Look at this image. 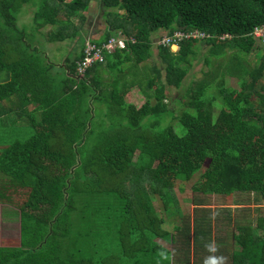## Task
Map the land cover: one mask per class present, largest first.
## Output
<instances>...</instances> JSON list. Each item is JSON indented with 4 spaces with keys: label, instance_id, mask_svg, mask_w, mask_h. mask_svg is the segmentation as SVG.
Instances as JSON below:
<instances>
[{
    "label": "trees",
    "instance_id": "1",
    "mask_svg": "<svg viewBox=\"0 0 264 264\" xmlns=\"http://www.w3.org/2000/svg\"><path fill=\"white\" fill-rule=\"evenodd\" d=\"M93 1L0 0V72L12 77L0 84V102L18 96L30 111L20 115L34 129L26 144H14L0 159L22 196V248L7 254L0 248V264H157L163 252L174 262L157 241L171 245L178 238L164 228V213L178 218L175 230L189 244L192 228L182 227L175 190L203 169L196 193H250L264 206V44L253 36L264 25V0H99L106 24L100 39L83 32ZM31 9L34 26L21 29L19 17ZM37 30L51 44L84 41L75 58L63 61L66 70L50 57L45 64L33 49L27 37ZM161 31L167 34L159 39L177 31L210 37L185 39L177 53L157 45L163 79L159 64L147 65ZM224 35L232 38L222 41ZM112 39L125 48L104 50L103 61L79 75L88 43L103 49ZM205 45L209 71L187 89L185 109L176 115L167 88L184 86ZM225 57L239 62L237 87L212 71L214 59ZM95 103L107 106L104 117L95 115ZM175 117L181 129L169 125ZM211 231V222L199 219L195 243L206 247ZM234 232L233 249L216 241L217 255L229 253L232 264H264V213L257 225L237 223Z\"/></svg>",
    "mask_w": 264,
    "mask_h": 264
},
{
    "label": "rangeland",
    "instance_id": "2",
    "mask_svg": "<svg viewBox=\"0 0 264 264\" xmlns=\"http://www.w3.org/2000/svg\"><path fill=\"white\" fill-rule=\"evenodd\" d=\"M98 1L99 0L93 1L90 6V10L86 15L87 22L83 31L86 37L89 35V33L90 36L93 34L92 32H90L92 30H96L97 32H99V34L102 33L103 29L106 26L105 20L102 17V12L99 8L100 2ZM96 2H98V4H96ZM94 9L98 13H93V11H95ZM32 10L33 9L28 11V13L26 14V18H24V16L22 15L23 13L19 17L20 20L23 19V22L21 21V29L23 28V25L25 26L26 24L28 28L30 27V25L34 26L32 17L28 21L29 17L31 16ZM42 31H35L36 37H27L28 42L32 44L33 49L38 48L39 56L41 57H43L44 53H47L48 51L50 60L54 64H62L63 60L68 57V54H70L72 58H75L83 48L84 41H82V39L81 41L70 40L65 42L64 44L48 43L45 37L46 33ZM166 34L167 33L165 31H161L157 32L154 35V57L147 63V65L149 66L159 64L160 68L163 71V79L165 76L163 70L164 65L161 63V60L158 57L157 42L160 37H163ZM175 48L176 50L173 48V51L176 53L179 51V49L177 47ZM208 51L209 47H207L206 45L200 48L198 58L194 62L193 67L190 69L189 75L184 81V86L181 89H176L174 87L167 88L168 103L170 105V109L174 113H176V115H179L180 113H182L183 109H185V107H183L181 103L185 99H187L185 96L187 89L194 83V81L202 79L204 77V72L209 71V67L205 63ZM231 54H233V52H230V54L228 55L230 56ZM248 61L253 63L255 61V56H250L248 58ZM221 64L224 65V67L231 69H222L220 67ZM213 66L214 69L212 71L219 72L217 73V76H220L219 81H227V85L231 87L238 86L237 81H239L238 77L240 76L238 74V60H236L235 58L229 59L228 57H225L224 59L221 58L220 63H218L214 59ZM142 68L143 66H140L141 71L143 70ZM232 69L234 70L233 73L230 72V70ZM58 70L62 76L63 73L65 75L64 71H60L61 69H57V71ZM146 73H149V69L147 68ZM223 74L225 76H223ZM11 80L12 77L10 73L0 72V84L8 83ZM135 89L136 93L142 98V103L140 100H137L138 103H145L146 100L145 98L143 99L142 92L140 93L137 88ZM18 99V96H14L5 100L4 102H0L1 107L3 106L1 108L3 114L9 115L8 117H1L0 119L2 120H0V122L3 127L10 123L9 131L6 127H1V131L3 130V132L2 134H0V159L7 150L9 151L10 149H12L14 144L18 142L26 144V142H28L33 137L34 129L32 127V124L30 123L29 116L23 117L18 113L20 111V104L17 102ZM35 108L36 105H32L29 109L32 110ZM8 110H12L11 113ZM93 110L95 111V115H97V117H104L105 113L108 112L107 106L105 104L99 105L95 103ZM219 111L220 107H216V114H218ZM37 116L40 115L37 114ZM169 125L181 129V125L178 124V119L176 117L169 119ZM204 170L205 169H203L202 172H204ZM202 172L197 174L188 184L181 185V183L178 182L175 190L179 204L182 207V215L185 218L182 227H184L186 223H188L191 225L192 228V237L190 239V243L186 244V239L183 238L181 233L177 234L178 231L175 230L174 223L176 220H178V218H170V212L164 213V218L166 219V224L164 225V228H167L169 232H172L173 234L176 233V238H178L174 243H171V245H169L170 243L168 242L157 239V241L162 243V245L165 246L166 249L172 251L174 254L173 262L172 259L169 258V255H164L163 252V254L159 258V261L156 262L157 264H168L167 260L169 263L171 260V264H181L184 263L187 258L191 259V264H205V260L213 255L224 257L223 264H232L231 256L229 255V253L223 254L224 251L219 250L220 253H218V255L216 252V254L210 255L207 246L200 247L195 243L193 236V229L195 227V223L199 221V219L200 221H210L212 224L211 233L213 241H215V243L216 241L225 242L229 251L234 247L233 237L235 234L234 231L237 223H247L250 221L252 222V224L257 225L258 217L264 213V206L255 204L253 195L250 193H237L232 197L216 195L205 196L203 194L196 193L193 190V187L200 179ZM11 181L12 178H10L8 175H5L0 170V202L8 203L19 208L22 205V196H20L19 192L17 191L19 186L17 184H14V181ZM25 194L27 195L26 190ZM155 207L158 214L163 212V203L159 199L155 202ZM10 211H12L10 208L4 209V213H10ZM20 216L21 212H18L17 214H14L13 216L9 217L7 214H1V217L4 221L6 220V222L8 221L10 224H12V222L14 221V225H17L18 227H21ZM181 224H179V226ZM12 236L16 237L17 231H13ZM154 263L155 262H153L152 264Z\"/></svg>",
    "mask_w": 264,
    "mask_h": 264
},
{
    "label": "built area",
    "instance_id": "3",
    "mask_svg": "<svg viewBox=\"0 0 264 264\" xmlns=\"http://www.w3.org/2000/svg\"><path fill=\"white\" fill-rule=\"evenodd\" d=\"M253 36L259 42L264 44V25L257 27L253 32ZM209 37H210L209 35L199 31L189 32V33L177 31L172 36L164 37L163 39H161L159 45L164 47H171L173 49L175 45H179V43H181L185 39L195 38V39L205 40ZM231 38L232 37L229 35H224L220 39L222 41H226L227 39H231ZM125 46H126L125 41L123 40L117 41L115 39H112L108 43V45L104 46L103 49L97 47L94 44L88 43L85 52L86 57L83 62L79 63L78 74L84 76L87 69L91 67L94 63L103 61L104 50L114 51L116 48H125Z\"/></svg>",
    "mask_w": 264,
    "mask_h": 264
},
{
    "label": "crops",
    "instance_id": "4",
    "mask_svg": "<svg viewBox=\"0 0 264 264\" xmlns=\"http://www.w3.org/2000/svg\"><path fill=\"white\" fill-rule=\"evenodd\" d=\"M98 2H96V4H98ZM101 12L104 13V10L102 9ZM93 13H98V12L95 10V11H93ZM90 32H92L93 34L90 36V33H89V35L87 37L85 36L86 38H92V37L94 38V37H96L97 39H100L101 35L104 34L103 31L100 34L96 30H92ZM48 58H49V52L47 51V53H44V55L42 57V60L45 62V64L49 62ZM61 65H62L63 69L66 70V67H65L66 63H62ZM58 66H60V65H58ZM101 72H102L104 78L107 77V80H109V71L106 70V69H103V71H101ZM17 102L20 104L19 99L17 100ZM2 107L0 105V118L1 117H8L9 115L3 114L2 109H1ZM30 107L31 106L29 105L26 108L29 109ZM20 110L23 111L21 105H20ZM8 111L11 113L12 110L11 111L8 110ZM22 111H19L18 113L20 114V112H22ZM23 112L24 113H30V111H28V112L23 111ZM0 120H2V119H0ZM1 127L2 128L6 127L8 129V131H9L10 130V123L3 127L1 122H0V134H2V132H3V130L1 131ZM5 208H10L12 211H10V213H6V212L4 213V209ZM18 212H21L20 208H18L16 206H13L11 204H8V203H1L0 202V217H1L2 213L3 214H7L8 217H9V216H13L14 214H17ZM20 219H21V216H20ZM13 222H12V224H10L8 221L6 222V220L4 221L2 219V217L0 218V248L3 249L4 250L3 252L6 253V254L9 253V252L12 253L13 251L18 250L19 248H22L21 227H18L17 225H14ZM13 231H17V236L16 237L12 236Z\"/></svg>",
    "mask_w": 264,
    "mask_h": 264
},
{
    "label": "clouds",
    "instance_id": "5",
    "mask_svg": "<svg viewBox=\"0 0 264 264\" xmlns=\"http://www.w3.org/2000/svg\"><path fill=\"white\" fill-rule=\"evenodd\" d=\"M161 41V39H158L157 45H159V42ZM175 47L179 48V45H175ZM171 48V47H170ZM174 48V47H173ZM171 50L173 51V49L171 48ZM174 52V51H173ZM175 53V52H174ZM177 53V52H176ZM207 248L210 252H216L217 251V246L215 241H212L211 243H209L207 245ZM224 262V257L222 256H210L205 260V264H223Z\"/></svg>",
    "mask_w": 264,
    "mask_h": 264
}]
</instances>
